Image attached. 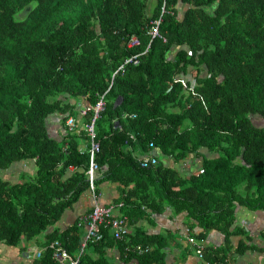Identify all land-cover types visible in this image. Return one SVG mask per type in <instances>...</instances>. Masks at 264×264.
<instances>
[{
	"label": "trees",
	"instance_id": "1",
	"mask_svg": "<svg viewBox=\"0 0 264 264\" xmlns=\"http://www.w3.org/2000/svg\"><path fill=\"white\" fill-rule=\"evenodd\" d=\"M92 141L94 184L117 188L130 230L88 246L174 264L186 232L203 264H264V0H0V240L35 238L86 193ZM55 239L73 253L81 230Z\"/></svg>",
	"mask_w": 264,
	"mask_h": 264
},
{
	"label": "crops",
	"instance_id": "2",
	"mask_svg": "<svg viewBox=\"0 0 264 264\" xmlns=\"http://www.w3.org/2000/svg\"><path fill=\"white\" fill-rule=\"evenodd\" d=\"M28 163H26L27 165ZM187 166H191L187 164ZM15 178H18L21 173L22 169L14 168ZM14 175L9 174L6 176L8 180H15ZM106 185V184H105ZM102 187L100 202L104 204L113 203V200L119 197V192L114 185H106ZM92 199L89 195L84 194L82 195L79 200L70 208H66L62 214L60 215L59 219L51 226L47 227L43 232H41L38 236L32 239H23L20 240L17 244H8L3 240H0V264H34L35 260L38 259L35 256V253L42 249L50 239L56 238L58 234L64 233L72 226H78L81 230L82 237L85 236L86 230V223L83 220L86 211H88L91 207ZM259 219L261 220L262 224H264V212L260 211L257 212ZM168 218H158L159 227L164 229L167 224ZM171 222V221H170ZM183 223V222H182ZM182 223H178L179 227L182 226ZM138 225H148V220L146 216L139 218L137 221ZM157 226V224H156ZM264 226V225H263ZM132 229V227H131ZM186 229V228H185ZM259 230V229H258ZM212 233V232H211ZM186 232L182 236V242L185 243V236ZM258 234V233H257ZM55 236V237H54ZM178 237V235H176ZM212 239L221 241L222 238L217 234H212ZM181 242V246L177 245L179 241L177 238L174 242H172L171 248H178L175 251H170L171 254H168L167 259L169 262H173L174 264H203L201 260H199L192 251L186 249L187 247L183 245ZM88 246V245H87ZM85 247V252H88V256L90 258H97L100 254L106 258V264H132L125 262L122 258H120L119 250L117 246H112L109 248H105L102 252H98V249H95L93 245H89ZM264 249V247H263ZM76 250L74 249L73 253L75 254ZM192 252V253H191ZM72 253V252H71ZM244 255V254H242ZM246 259H244L245 264H253L252 257H257L252 254H245ZM259 258V257H257ZM264 253L261 255L260 262H263ZM242 258L238 259V264H244ZM240 262V263H239ZM263 264V263H262Z\"/></svg>",
	"mask_w": 264,
	"mask_h": 264
},
{
	"label": "clouds",
	"instance_id": "3",
	"mask_svg": "<svg viewBox=\"0 0 264 264\" xmlns=\"http://www.w3.org/2000/svg\"><path fill=\"white\" fill-rule=\"evenodd\" d=\"M132 58H136V57H132ZM127 63H129V62H127ZM133 63H135V62H133ZM189 71H190V69H189ZM194 75V76H193ZM187 77H192L193 79V82H194V78H195V72L194 71H192V69H191V71L190 72H188V74H187ZM186 78V77H185ZM195 82H196V79H195ZM100 100H102V97L100 98ZM99 100V101H100ZM103 101V100H102ZM104 103V102H103ZM103 107H104V104H103ZM89 109V108H88ZM101 110V109H100ZM99 110V111H100ZM85 110H83V112H84ZM98 111V112H99ZM94 112H96L95 111V108H94ZM69 119H72V118H69ZM68 119V120H69ZM94 120V119H93ZM68 125L71 127V128H73L74 127V125H75V121L72 119V125H70L69 124V122H68ZM154 157V155H150V156H146V155H141V157L139 158V160H140V164L142 165V166H144V167H146V166H148V163H147V160H148V158L149 157ZM94 161V160H93ZM95 163H96V161H95ZM97 164V163H96ZM187 164H190L191 165V162H187V163H185V164H183V167H182V169H186V170H190L191 171V169H192V165L191 166H187ZM90 165H91V160H90V163H89V167H88V170H87V175H88V182H89V188L87 189V191H86V193L85 194H87V195H89L90 197H91V199H92V203H91V207H90V209L88 210V211H86V214L84 215V217H83V220L85 221V223H86V230H85V236L84 237H82V241H81V244H80V246L77 248V250H76V252H75V254L74 253H71V252H69L63 245H62V243L60 242V241H58V240H51V241H49L42 249H40V250H38L36 253H35V256H36V258H38V259H40L41 257H42V255L44 254V252L45 251H47V250H51L52 251V258H54V259H56L57 261H58V264H61V262L62 261H64V260H62L61 259V255H57V249H61L62 251H65L67 254H68V256L71 258V259H75L76 257H79V263H80V258H81V255L84 253V251H85V247L88 245V243H90V241H99V240H101V238H102V236H103V233H102V230L100 229V226H99V232H100V234L102 235L101 236V238H99V239H97V238H95V237H92V238H87V236H88V230H89V227H90V214H91V212H92V210H93V208H94V206H95V204H98V205H100V206H102V207H107V206H110V205H113V207H114V216H116V217H118V215H120L121 214V211H120V207H122L123 206V203L122 202H118V203H109V204H104V203H102V202H100V196H101V191H102V187L100 188V187H98V186H96L95 184H94V179L96 178V174H97V172H98V168H99V166H98V164H97V168L94 170V172H93V174H92V183H93V186H94V193L92 192V190H91V187H90V182H91V179H90V174H89V169H90ZM197 169V166L196 167H194L192 170H193V172L194 171H197L196 170ZM8 176V175H7ZM5 180H8V179H6V177H5ZM10 181H13V180H10ZM123 213V212H122ZM122 215V214H121ZM122 218H124V222H123V225H122V227H125L126 229H128V230H130V227L128 226V224H127V221H128V217L127 216H125V215H122ZM120 219V218H119ZM110 223H108V225H109ZM102 225H105V224H102ZM112 227V226H111ZM44 231V230H43ZM120 237H121V235H120ZM120 237H118V238H120ZM197 242V241H196ZM188 243H192V242H190L189 240H188ZM192 246L194 247L193 248V253L194 254H196V256H197V258L199 259V260H201L202 262H203V260L201 259V257L199 256V254H198V252L196 251V249H197V246H196V244H192ZM141 248H136V250L135 251H138V250H140ZM119 250V249H118ZM127 251H129V250H127ZM119 255H120V253H119ZM78 263V264H79Z\"/></svg>",
	"mask_w": 264,
	"mask_h": 264
},
{
	"label": "built area",
	"instance_id": "4",
	"mask_svg": "<svg viewBox=\"0 0 264 264\" xmlns=\"http://www.w3.org/2000/svg\"><path fill=\"white\" fill-rule=\"evenodd\" d=\"M161 21V17L158 18V20H156L154 22V24H156V26L154 27L153 30V35H157V29H158V24ZM136 61V58H130L129 60L126 61L130 62ZM103 101L100 100L96 103V105L94 106L95 108V114H98V111L100 109L103 108ZM69 124L72 125V119L68 120ZM87 130L90 133V135L93 137L94 136V127H93V123L87 125ZM99 148V144L98 142L92 141V147L90 149V160H91V165H90V169H89V174H90V187L92 192L94 193V186L92 183V174L94 172V170L97 168V164L95 163L94 160V153L96 151H98ZM90 227L88 230V236L87 238H92L95 237L97 239L101 238V234L99 232V226L102 224H108L110 223L113 227H122L123 222H124V218L122 219H117L116 216H114V207L113 205L107 206V207H102L98 204H95L91 214H90ZM115 236L116 237H120V231L117 230L115 232ZM190 242H194L193 238H189ZM197 249L196 251L198 252L199 256L201 257V249L203 247V240H199L197 242H195ZM57 255H61V259L64 260L61 262V264H78L79 263V257H76L75 259H71L68 254L65 251H62L60 248L57 249Z\"/></svg>",
	"mask_w": 264,
	"mask_h": 264
}]
</instances>
